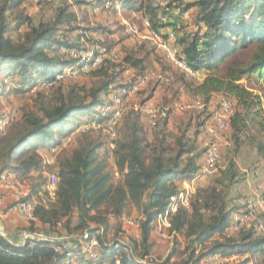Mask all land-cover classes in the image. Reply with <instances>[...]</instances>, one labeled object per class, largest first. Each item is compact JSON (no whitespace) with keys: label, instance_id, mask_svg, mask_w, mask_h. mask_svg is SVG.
Wrapping results in <instances>:
<instances>
[{"label":"trees","instance_id":"trees-1","mask_svg":"<svg viewBox=\"0 0 264 264\" xmlns=\"http://www.w3.org/2000/svg\"><path fill=\"white\" fill-rule=\"evenodd\" d=\"M26 1H0V75L4 76L0 79V96L6 93V78H17L13 88L22 93L75 65L77 60L71 57V52L84 45L80 40L86 32L109 34L105 27H81L77 14L66 3L55 9L50 20L37 24L20 11L13 17V25L12 12L20 10ZM107 1L113 6L120 2L135 12H143L153 32L161 33L175 26L169 22L159 23L158 7L145 8L130 0H97L94 4L101 6ZM76 4L87 5L80 0H76ZM192 9H197V28L204 31L203 36L183 35L178 37L177 45L195 72H209L196 87L195 95L205 101L213 94L228 95L235 107L230 136L235 153L250 148L264 158V103L260 96L240 84L245 77L264 79V0H197L184 12ZM23 26L26 30L19 32ZM12 32H19L18 37H12ZM161 36L166 38L162 33ZM99 44L106 45L105 41ZM244 50L250 51L248 62L235 60L225 76L217 74L227 60ZM115 60L107 59L101 67L91 71L89 78L93 82L90 85L65 87L64 82L48 88L56 90V99L42 105L40 114H27L21 123L12 126L17 132L3 143L0 173L10 171L28 176L42 171L43 157L38 149L60 147L73 128L81 125L83 117L107 121L108 115L98 109L112 107L115 103L109 98L121 72V65ZM124 61L133 69H145L141 59L126 57ZM211 118L212 115H200L197 118L199 129L206 127ZM124 121L112 153L121 185L109 186L110 176L104 174L103 166L97 163L99 146L91 144L59 161L55 171V203L50 207L36 205L35 220L29 222L27 231L31 234L40 231L35 228L38 221L41 231L75 238L78 246L71 249L75 264H139V259H148L154 247L155 222L166 212L171 199L181 192L174 181L178 178L192 180L202 167L207 148L202 150L195 143L199 131L191 137L185 130L172 139L166 118L163 129L150 142L139 116L132 113ZM16 155L20 157L18 163L10 164ZM246 179L247 174L230 158L210 184L196 190L187 207L178 209L172 217L170 231L183 235L187 243L184 250L187 259L179 264H200L217 255L237 257L230 264H251L250 257H240L264 255V235L255 237L252 228L241 230L239 237L224 236L233 215L245 207L237 203L232 193ZM31 199L32 195H28L23 200ZM127 202H131L141 216L140 240L133 245L117 242L111 246L112 242L106 241L109 215L119 221ZM105 205L108 213L102 212ZM86 234L88 240L84 239ZM216 235L223 236V240L207 246V241ZM93 239L99 243V248L95 249L97 259L80 254L81 246ZM54 243L43 238L29 239L26 245L19 247L0 235V264H63L64 255L55 251ZM170 261L171 257L163 264Z\"/></svg>","mask_w":264,"mask_h":264},{"label":"rangeland","instance_id":"rangeland-1","mask_svg":"<svg viewBox=\"0 0 264 264\" xmlns=\"http://www.w3.org/2000/svg\"><path fill=\"white\" fill-rule=\"evenodd\" d=\"M80 1L86 2L87 5L79 6L76 4V0H27L20 10L12 12L10 22L15 25L13 17L20 11H23L35 24L40 21H48L54 14L55 6L66 3L71 5L72 10L78 14L81 25L86 29L98 27L107 28L109 34L102 36L101 39L105 41L107 47H111L116 52V64L121 65L119 68L121 72H119L110 99H114V102L122 100L125 103L124 113L119 122L117 132L120 127V134L122 133V127L125 123L124 119L133 113L140 117L145 136L151 142L154 135L163 129L164 120H159L155 128H150L147 125V119L142 115L140 109L149 104H153L168 111V128L173 133L172 139L185 130H188L187 135L191 137L196 131H199L200 134L194 138L195 143L202 150L206 149L212 138L209 136L206 127L199 129L197 126V118L200 115H212L218 108L220 101L222 99H230V97L226 94H213L210 100L205 101L203 98L196 96L195 89L202 82L203 76H199L198 74L196 78L186 79L174 65L166 60L164 52L158 47L157 41L150 34V27L146 26L147 18L143 12H135L130 7H124L118 2L110 10H102L96 15L92 12V8H94L92 7V3H94V0ZM130 1L136 2L145 8L149 6L154 8L157 5L160 7L159 1L157 0ZM196 1L164 0L165 7L170 9L167 21L175 24L171 29L179 37L183 35H194L196 33L203 36L204 31L201 32L197 28V9L190 10L188 14L184 12L188 5ZM127 25L135 26L137 33L134 35L126 34L125 27ZM10 35L17 38L19 32H12ZM88 47L91 49L95 45L89 43ZM249 53L250 51L247 50L240 51L236 56L227 60L217 74L225 76L227 68L235 60L248 62ZM126 57L143 60L145 69H133L130 66H126L124 61ZM208 74L204 73L203 75ZM144 75L148 77L147 85L142 87L137 93L131 94L130 87L136 82L138 77ZM3 78L4 76L0 75V79ZM164 79H169L171 83L167 84L164 82ZM5 81L6 93L0 99V116L3 118H0V121L7 122V128L5 129L4 135L0 137V143L7 142L11 138V135L17 132V129H12V126L16 123H21L25 115L30 113L40 114L41 106L50 101H54L57 96L56 90L42 86L33 87L31 90L26 88L27 90L25 92L19 93L13 88V82H16L17 78H6ZM92 82L89 75H84L69 79L64 84L65 87L71 85L82 86L90 85ZM240 84L254 95L260 96L264 103V79H259L257 76L245 77L241 80ZM81 121V125L83 126L86 123L84 121H87V119ZM230 136L231 131L223 135L220 168L225 167L230 158H234L241 171L247 174L246 181L235 187L232 194V197L235 198L237 203L245 205L255 194H264V158L250 148H244L236 154ZM116 140H111L109 136L100 131L89 130L84 132L81 128H73L70 135L58 148V154L55 156V166L47 168L46 171L48 173L57 171L59 161L71 157L74 151L94 144L99 146L97 163L103 166V173L108 174L111 178L109 186L117 187L121 185L122 179L120 175H116L117 170L115 169L112 154ZM45 150L47 149L40 148L38 152L45 153ZM44 155L51 157L49 150ZM19 159L20 157L16 155L10 164L18 163L17 161ZM214 177L215 175L207 177L205 180L209 181L210 184ZM26 180L28 181V193L32 195L36 205L44 204L50 207L55 203L56 190L50 188L48 178L45 174L41 173V171L33 172ZM107 211L108 206L105 205L102 212L108 213ZM139 217L140 214L136 207L131 202H127L123 217L110 225L106 235V241L133 245L138 241L137 223H139ZM129 222H133V224L131 225ZM250 226H252V223H250ZM250 226H247L246 229H250ZM166 234V237L155 235L151 256L148 260L139 259V261H148L147 263L149 264H163L164 261L171 257L170 264H179L184 259H187V256L184 254L187 243L183 235L178 234L172 236L168 232ZM232 235L239 237L241 234L239 232L233 233ZM215 240L221 241L223 240V236H214L207 241V246L211 245ZM246 256L248 255L241 256L240 258ZM249 257L253 258V256ZM254 258H257L258 261H253L254 264L264 263L263 254L254 256ZM230 263L232 262H223V264ZM211 264L221 263L215 261Z\"/></svg>","mask_w":264,"mask_h":264},{"label":"built area","instance_id":"built-area-1","mask_svg":"<svg viewBox=\"0 0 264 264\" xmlns=\"http://www.w3.org/2000/svg\"><path fill=\"white\" fill-rule=\"evenodd\" d=\"M159 1V14L158 21L160 24H167V17L169 16L170 10L165 7L164 0ZM58 6H55L57 8ZM113 7L110 1L105 2L101 6L96 5L93 8L94 14H99L102 10H110ZM162 7V8H161ZM161 8V9H160ZM146 26L150 27L148 21H146ZM125 33L128 35H134L137 33L135 26L127 25L125 27ZM161 33L166 36L163 38ZM161 33L151 31L150 34L154 40L157 41L158 47L162 49L165 54L166 60L174 65L186 79H193L198 76V72H195L186 62L185 56L182 54V49L177 45L178 35L173 29L166 28L165 31ZM83 46L71 52V57L77 60V63L71 67L65 68L62 72L57 74L53 79L48 81L39 82L37 86H42L45 88L54 87L60 83H64L69 79H74L84 75H89L93 70L101 67L107 59L115 60L117 59V54L113 49H109L104 44H99L95 47L89 49L87 39L83 40ZM104 42L103 40L101 41ZM164 82L170 84L169 79H164ZM148 83L147 76L138 77L136 82L130 87V93H137L142 87H145ZM3 96H0V99ZM125 109V103L122 100H117L112 107L99 108L98 111L103 115H108L107 121H101L98 118L92 120L91 122H86L83 126L80 125L84 132L89 130L100 131L115 141L117 139V130L119 122L123 116ZM142 115L147 119V125L150 128H155L159 120H164L168 116V111L166 109L149 104L146 107L140 109ZM235 114L234 103L231 99H222L218 105V108L212 113V118L207 124V132L212 138L211 142L208 144L206 153L204 156V161L202 167L198 174L192 179L195 181L197 179H206L207 177L215 175L220 168L221 151L223 145V135L231 131V122ZM57 146L50 147L49 153L51 157H43L42 173L45 174L49 181V186L53 190L57 187V175L55 172L48 173L47 168L55 166V156L58 154ZM116 175H119L116 172ZM14 174L10 171H3L0 173V202L5 198L6 192H13L17 197V201L13 204L12 210L17 212L25 221H34V211L36 204L32 201H24L23 199L27 197L21 191L16 189L15 183L13 181ZM194 193L189 190L181 191L176 197L171 199V203L163 215H160L155 222V227L158 233L161 235L164 230L171 228V220L175 213L180 207H187L193 197ZM111 220H114L112 215H109ZM252 223V226H250ZM133 224V222H129ZM247 226L254 230L255 237H261L264 235V194H255L251 199L247 201L244 209L233 215L230 227L228 231L233 233H239L241 230L245 229ZM139 228V223H137ZM36 234H29L32 236ZM40 237V236H39ZM41 238V237H40ZM88 235L84 236V239L88 240ZM54 243L53 247L55 251L59 254L64 255L63 264H75L76 257L72 248L52 240ZM116 244L113 242L111 244ZM124 244V243H122ZM99 248V243L96 239L89 240L84 243L80 248V254L91 256L97 259L95 249ZM148 260V259H144ZM139 261V264H149L146 261ZM217 261V256L209 257L203 260L200 264H211ZM117 264H119L117 262Z\"/></svg>","mask_w":264,"mask_h":264},{"label":"crops","instance_id":"crops-1","mask_svg":"<svg viewBox=\"0 0 264 264\" xmlns=\"http://www.w3.org/2000/svg\"><path fill=\"white\" fill-rule=\"evenodd\" d=\"M95 1H97V0H94V2ZM95 6H96V4L92 3V7H95ZM92 10H93V8H92ZM186 14H188V12H186ZM96 15H98V14H96ZM77 17H78V14H77ZM186 17H187V15H186ZM78 20H79V25L81 27H83L81 25L79 17H78ZM171 24L173 25V23H171ZM168 28L171 29V27H168ZM25 30H26V26H23L19 32H23ZM162 31L164 32L165 29H163ZM106 35H108V34L86 32L85 36H81L80 43L83 44L82 41L87 39V40H89L88 44L90 43V44L96 46L98 44V42L102 41L101 37L106 36ZM204 73L208 74V71L202 70V71L198 72L199 76H203V79L207 76V75H203ZM110 97H111V95H110ZM0 118L3 119L2 116H0ZM85 118L87 119V121H84V122H87V123L91 122L93 120V118H90L89 116L83 117L82 120H86ZM6 124H7V122L0 121V137H2L4 135L5 129L7 128ZM45 149L48 150V148H45ZM47 150H45L46 154H47ZM2 152H3V143H0V164H2V162H3V159L1 158ZM45 153H40V154L42 155V157H45V155H44ZM28 176H21V175L14 174V177H13V181L15 183L16 189L18 191H21L22 193H24L27 196L29 195L28 190H27L28 189V181L26 180ZM174 182L181 191L189 190L192 193H195L198 188L206 187L209 184V181H206L205 179H197L195 181H192V180H183L181 178H178ZM16 201H17V197L15 196V194H13V192L7 191L5 198L0 202V235L2 237H4L5 239H7L11 244L20 247V246L26 245V243L29 239L40 240L41 238H43V239H49V240H54V241L60 242V243L66 245L70 248H76L78 246L75 238H73V237L60 236L57 234H50V233L41 231L42 225L38 221H36L35 228L40 229V231L37 233H34V234H36V236L35 235L29 236V234L31 235V233H29L27 231V229L30 227L29 222L25 221L17 212L12 210V206ZM31 201L33 203H35L33 198L31 199ZM140 219H141V216L139 217V220ZM114 223H115V220L110 221V225L114 224ZM167 232L169 233V235H172V236L178 235L175 233H171L170 228L165 229L164 233L160 235L158 233L156 227H155V230H154L153 235H152V242H154L153 240H154L155 235L160 236V237H166ZM137 233H138L137 240L139 241L140 240L139 228H138ZM232 234H233V232L227 230L224 236L225 237H234ZM215 241H218V240H215ZM246 257H249V256H246ZM236 258L237 257L226 258V257L220 256V255H217V261L220 262L221 264H223V262H226V263L233 262ZM250 258L252 260L251 264H254L253 261L258 262L257 258H254V257L253 258L250 257ZM256 264H258V263H256ZM261 264H263V263H261Z\"/></svg>","mask_w":264,"mask_h":264}]
</instances>
